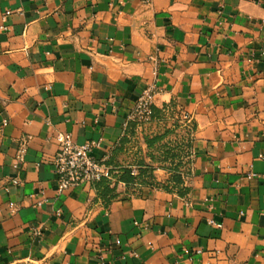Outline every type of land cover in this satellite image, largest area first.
Masks as SVG:
<instances>
[{"label":"crops","instance_id":"crops-1","mask_svg":"<svg viewBox=\"0 0 264 264\" xmlns=\"http://www.w3.org/2000/svg\"><path fill=\"white\" fill-rule=\"evenodd\" d=\"M58 131L107 188L57 192ZM0 264H264V0H0Z\"/></svg>","mask_w":264,"mask_h":264},{"label":"built area","instance_id":"built-area-1","mask_svg":"<svg viewBox=\"0 0 264 264\" xmlns=\"http://www.w3.org/2000/svg\"><path fill=\"white\" fill-rule=\"evenodd\" d=\"M11 13V10H6L1 16V22H5ZM157 92L158 87L155 83L149 84L141 91L129 113L130 121L140 125L153 119V107ZM182 118L187 123L189 122L186 114H182ZM54 138L58 150L52 160V165L57 174L58 193L61 194L78 186L94 184L103 178H111V170L105 159H96L92 156V149L99 145L98 141L87 140L79 143L74 141L67 131L56 132ZM25 144L23 141L17 149L14 160L15 167L23 160ZM17 182V179H13V183ZM36 204L40 205L41 202L38 201ZM9 207L10 209L14 208L12 203L9 204Z\"/></svg>","mask_w":264,"mask_h":264},{"label":"rangeland","instance_id":"rangeland-1","mask_svg":"<svg viewBox=\"0 0 264 264\" xmlns=\"http://www.w3.org/2000/svg\"><path fill=\"white\" fill-rule=\"evenodd\" d=\"M167 119L170 122L171 127L165 129L162 133L158 134L157 137H161V138L155 140V142L163 141L168 135H172L174 133L178 134V133L175 132L176 130H178V131L180 130V131L190 135L191 130L189 128V124L183 118H181L180 116H177L175 114H169V118H167ZM150 122L145 123V124L136 125V126L141 128V127L146 126ZM167 147L168 148H166V151L168 150L170 152V157H171L170 161H172L173 166L179 172L178 168L181 165L180 157L187 158V156H188V146L186 145V143H184V144L176 143V144H173V145H168ZM174 159H176V160H174ZM173 161L175 163H173ZM186 162H187V160H186ZM185 165H187V164H185ZM184 171L187 173V171L185 169L182 170V172H184ZM177 175L179 177H181V173L180 172Z\"/></svg>","mask_w":264,"mask_h":264},{"label":"trees","instance_id":"trees-1","mask_svg":"<svg viewBox=\"0 0 264 264\" xmlns=\"http://www.w3.org/2000/svg\"><path fill=\"white\" fill-rule=\"evenodd\" d=\"M159 138H161V137L155 136L151 141L149 139H147L146 141H147L148 145H150L152 142H154L155 140H157ZM121 178H123L126 182H130L132 180V177L130 176V173H129L128 170L124 171L123 176ZM173 178H174L175 181H179L180 180V177L177 174H173ZM109 180L110 179H108V178H103L100 181L96 182L95 184L97 186L102 185L103 187L107 188Z\"/></svg>","mask_w":264,"mask_h":264}]
</instances>
